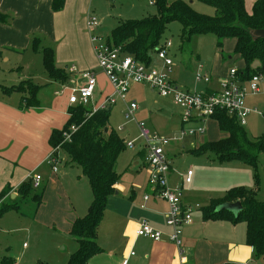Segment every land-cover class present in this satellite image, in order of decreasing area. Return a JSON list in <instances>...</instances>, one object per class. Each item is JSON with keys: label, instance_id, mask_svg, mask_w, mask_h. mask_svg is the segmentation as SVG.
Segmentation results:
<instances>
[{"label": "crops", "instance_id": "crops-1", "mask_svg": "<svg viewBox=\"0 0 264 264\" xmlns=\"http://www.w3.org/2000/svg\"><path fill=\"white\" fill-rule=\"evenodd\" d=\"M138 1L132 0L134 4ZM146 1L149 4V0ZM257 1L245 0V8L249 14L252 13ZM52 4L53 0H0V12L13 17L10 24L0 23V195L7 188L11 190L9 195L0 200V207L3 204L14 203L20 206L19 210H11L5 214L0 219V225L4 220L13 222V228H17L15 231L22 230V226L27 230L34 228L38 230L41 226H45L53 233L51 234L53 244L57 243L56 249L53 245L48 249L52 257L44 259L46 263L32 254L33 260L29 259L25 263L21 257L12 258L16 264H67L70 257L78 250V243L72 240L70 232L75 221L88 212L93 195L92 191L89 192V188L85 190V186L80 190V183L85 185L84 178L80 176L77 179L78 183L69 188L61 180L62 178L54 176L58 172L54 173L52 170L50 175L44 173L46 167H50L47 160L54 151L50 145V138L54 131H60L66 126L70 117L68 104L70 90L86 83L84 72L96 73L98 85L95 103L97 105L103 102L107 97L106 94L112 92L106 77L98 69L87 31L88 15L95 14L91 11L94 0H64V8L60 12H54ZM112 4L111 8L114 10H116L115 4H123V8L126 5L123 0H115ZM100 20L102 26L99 32L101 31L102 34L104 20ZM120 20L132 19L121 17ZM36 36L42 37L44 47L55 49L57 67L65 72L64 82L54 81L44 68L42 53L33 51L31 40ZM24 57L28 61L26 64ZM237 58L244 69V61L239 56ZM4 59L6 62L2 64ZM12 59L17 63L8 65ZM41 66L45 71L43 73L38 70ZM72 67L76 68V73L72 72ZM232 69L242 70L237 67L230 70ZM228 74L218 75L217 78L210 75L213 82L206 85L201 93L219 89V82ZM26 81L38 88L34 96L35 105L31 108H21L24 95L11 90L12 87ZM2 84L7 87H3ZM56 85H62L67 93L63 94L64 91L61 95L54 93L53 87ZM257 106L253 105L250 108ZM58 155L62 162L61 154ZM140 155L145 159L142 150L138 157H141ZM239 163L252 169L249 165ZM140 167L147 168L146 164L140 165L138 169ZM140 173L137 168L132 172L134 176L131 193L120 183L121 180L114 187L115 193L109 197L108 203L113 197L125 196L126 192L131 195L130 200L123 205L116 206L117 203L114 204L115 207L106 209L97 236L102 253L92 257L87 264H180L176 246L168 241L171 230L166 225V214L169 206L155 196L149 175L146 183H138ZM36 175L42 177L41 188L45 191L40 207L34 216H30L21 211L20 204L28 199L22 200L18 191ZM193 178L191 184L183 186V192L185 187L192 185ZM181 182V174H176L172 166L170 185L175 187ZM249 188L252 191L257 190V195L260 194V187L256 188L255 182ZM36 193L39 192L36 190ZM219 198L207 197L205 200L198 198L202 204L199 205L200 210L194 212L192 224L183 228L186 263L261 264L264 257L256 259L254 249L246 242V224L239 226L230 221L204 220L203 209L211 200ZM205 201L207 203L203 204ZM183 202L186 205H198L195 203L198 202L196 198H192L186 192ZM142 221H147L153 229L161 232L163 241L154 242L148 238L137 237L136 231ZM61 244L65 245L62 250H65L66 254L55 252L59 250ZM24 247L26 248V245Z\"/></svg>", "mask_w": 264, "mask_h": 264}, {"label": "trees", "instance_id": "trees-1", "mask_svg": "<svg viewBox=\"0 0 264 264\" xmlns=\"http://www.w3.org/2000/svg\"><path fill=\"white\" fill-rule=\"evenodd\" d=\"M212 6L216 13L206 16L195 12L183 1L169 3L168 0H157L155 5L157 16L145 17L140 20L122 21L112 31L109 37L115 47H121L127 54L147 62L151 53L157 50L169 24L179 22L183 31L182 42H190L193 36L214 34L219 39L218 48L224 46L225 39L236 41L235 54L245 63V68L238 70L242 81L249 80L257 74H264V39L254 41L251 32L264 29V0H258L251 14L246 11L245 0H199ZM64 8V0H53L52 9L60 12ZM13 17L0 12V23L10 24ZM43 39L34 37L31 40L33 51L41 52L46 72L54 81L64 82L65 72L57 67L54 48L44 47ZM12 91L24 95L21 108H31L35 105L34 96L38 88L31 82H22L11 88ZM89 110L83 107H73L69 110V120L60 131H54L50 138L51 147H60L69 165H75L88 179L93 199L85 217L73 224L70 235L78 243V250L70 257L67 264H87L89 260L102 253L97 242L98 228L103 220L108 205V199L115 193V186L122 175L116 171V165L126 144L123 139L110 128L111 110L99 111L89 116ZM220 130L226 134L222 140L207 143L194 149L195 155L212 153L217 162H241L255 170V185L260 187V177L257 173L260 156L264 155V136L252 139L236 120L226 112L218 111L213 117ZM72 129V131H71ZM70 137L65 140L64 135ZM58 152L55 155L59 157ZM60 158V157H59ZM61 161V160H60ZM36 193L32 180L25 183L18 193L22 200L31 197L38 209L44 194ZM34 192V193H33ZM11 193L6 189L0 200ZM240 202L242 212L238 217L216 209L223 204ZM18 204H3L0 207V219L11 210H19ZM204 220L230 221L233 224L243 222L247 226L246 242L254 249L256 259L264 257V201L257 197V190L233 188L222 198L211 200L203 209ZM0 264H16L10 257L2 259Z\"/></svg>", "mask_w": 264, "mask_h": 264}, {"label": "rangeland", "instance_id": "rangeland-1", "mask_svg": "<svg viewBox=\"0 0 264 264\" xmlns=\"http://www.w3.org/2000/svg\"><path fill=\"white\" fill-rule=\"evenodd\" d=\"M168 1L171 4L179 0ZM180 1L188 3L192 9L199 14L214 16L216 13V10L212 6L199 0ZM124 2L126 3L124 8L123 4H115L116 10H114L111 8L113 4L108 0H94L91 11L99 16L100 19L104 20L102 32L104 36L108 38L111 36L112 31L117 27L118 23L122 22V20H120L121 17L122 19L131 18L132 20H137L145 17L157 16L158 14L156 5H149L146 0L138 1L136 4H134L132 0H123V3ZM182 31L183 27L179 22H172L168 25L162 40L163 42L171 41L173 44L170 52L174 63V73L172 77L177 81L181 89L201 93L206 84L196 80L197 73H201L202 75L208 73L217 78L218 75L229 73L231 68H243V64L240 62L239 58H237L238 55L235 54L236 41L234 39H225L222 48H218L219 39L214 34L193 36L190 42L183 43L181 37ZM36 37L42 39L40 36ZM151 58L158 63L154 52L151 53ZM24 59V64H26L28 61L25 57ZM4 62H6V59H4L2 64H5ZM15 63H17V61L12 59L11 63L8 65ZM38 70L42 73L45 72L42 66L39 67ZM3 81L5 83V80ZM2 85L3 87H7L5 84ZM10 85L13 86L18 84ZM53 90L54 93L57 92L60 95L64 91L62 85L54 86ZM64 92L63 94L67 93ZM106 95L108 96V94ZM127 101L136 103L140 107V110L129 118L127 103L124 104L123 102H119L111 109L109 126L117 132L120 138L125 141V144L135 142V147L133 149L126 146V151L121 154L116 165L117 173L122 175L120 183L124 185L130 193L134 176L132 172L136 168L138 172H141L138 183H146L149 175V169L145 167L142 169L140 167V169H138L140 165L146 164L143 156L140 155L141 157H138L142 145V142L139 140L140 132L138 123H145L157 133L172 138V145L167 149V153L170 154L176 174L185 175L190 169L194 172L193 183L185 187L184 193L186 192L192 198L195 197L196 201H198L195 203H198V205H202L198 198H202L203 200L207 197L219 198L222 197L223 193L226 194V192L233 188H245L250 191L249 187L255 182L254 175L256 172L253 168L251 169L250 167L240 165L239 162L219 163L212 153L200 156L191 153L194 149L202 145L217 142L226 137V134L220 130L215 120L210 119L201 123L192 122L183 124L181 121L182 114L180 109L175 106L173 101L169 98L161 97L158 92L145 85H135L130 88L126 97V102ZM247 102L249 107L258 105L257 107L260 111L264 109L263 95L249 96ZM201 126L205 128L204 134H197L195 136L189 134L191 130H197V128ZM119 128H123V131H118ZM244 130L252 139L262 138L264 136V119L256 114L250 115ZM183 132L187 133L182 135ZM64 138L66 141L70 139L66 134ZM60 147L61 146L57 147L56 150L61 154L62 162L57 166L58 174L54 176L62 178L61 180L66 183L69 188L78 183L77 179L80 176L85 180V185L80 183V190H83L85 186V190L89 188V192H91L88 179L82 175V171L79 167L75 165L69 166L70 163L66 161L67 158L62 154ZM44 173L48 175H50V173L52 174L51 167L47 166ZM257 173L260 176L261 184L259 188L260 194L257 195V197L259 200L264 201L263 154L259 159ZM242 184L244 186H241ZM71 189L74 190L72 187ZM42 191L43 188L37 190L39 193ZM130 197L131 195L129 196L128 192H126L125 196L120 195V197H113L109 200L107 209L113 208L114 204L117 203L116 206L123 205L130 200ZM32 202L30 197L26 202L20 204L22 213L26 212L27 215L34 216L37 208L34 204L35 202ZM206 203V201L203 202V204ZM86 214L83 217H85ZM244 224L245 223L240 222L239 226ZM13 226V222L10 223L5 220L2 225H0L2 229L0 231V262L5 257H21L25 263L29 259L33 260V254V256H38L43 263H46L44 259L51 256L48 249L51 245H53V248H57V243L53 244L51 240V234L53 233L48 231L45 226H41L38 230H35V228L34 230H27L26 227L22 226V230L18 231H15L17 228H13ZM71 238L76 241L72 236ZM24 245H26V248ZM64 246V244H61L60 247H58L59 250L55 252L57 254L65 253V250H62ZM23 252L24 254H22ZM260 263L264 264V260Z\"/></svg>", "mask_w": 264, "mask_h": 264}, {"label": "built area", "instance_id": "built-area-1", "mask_svg": "<svg viewBox=\"0 0 264 264\" xmlns=\"http://www.w3.org/2000/svg\"><path fill=\"white\" fill-rule=\"evenodd\" d=\"M113 3L115 0H108ZM157 0H149V5H154ZM102 22L98 16L90 13L87 18V31L90 36L92 48L97 60L98 69L104 74L111 87L109 94L100 104L95 103L97 78L94 71H86L83 77L86 83L81 87H74L70 91L68 104L70 108L83 107L89 110V116L99 111L111 110L119 102L127 103L128 117L134 116L140 107L136 103L126 102L130 88L135 85L151 87L163 98H169L180 109L182 123H201L213 119L218 111L226 112L242 127L247 126L250 115L256 114L264 119V109L250 108L247 104L249 96L264 95V74L252 76L247 81L238 77V70H230L228 76L219 82V89L203 93L181 89L177 81L172 77L174 63L170 52L173 47L171 41L161 42L154 51L156 60L149 58L147 62L140 61L127 54L121 47H115L108 37L99 32ZM76 73V68H71ZM196 80L206 85L212 84L213 78L209 74L197 73ZM139 140L142 142L141 150L145 156L147 169H149V182L155 196L165 201L169 210L166 214V225L171 232L168 241L175 245L180 264L185 261V249L183 246V228L192 224L194 212L200 210V206L186 205L183 202V186L191 184L194 172L190 169L186 174H181L182 182L172 187L169 177L172 172V159L167 149L172 145V138L166 137L154 131L145 123H138ZM120 132L123 128H119ZM187 132H183L182 135ZM202 126L197 130H191L190 135L204 134ZM130 149L135 147V142L127 143ZM54 150L47 160L54 173L58 172L57 166L61 163ZM33 188L38 190L42 185V177H32ZM148 199L147 197L145 198ZM139 238H148L154 242L163 241V234L153 229L147 221H142L136 231Z\"/></svg>", "mask_w": 264, "mask_h": 264}, {"label": "water", "instance_id": "water-1", "mask_svg": "<svg viewBox=\"0 0 264 264\" xmlns=\"http://www.w3.org/2000/svg\"><path fill=\"white\" fill-rule=\"evenodd\" d=\"M251 35L254 41L264 39V29L253 31L251 32ZM12 198H14V196ZM223 211H227L233 214L235 217H238L239 214L242 212V205L240 202H236L234 204L227 203L219 206L216 209V212H223Z\"/></svg>", "mask_w": 264, "mask_h": 264}]
</instances>
